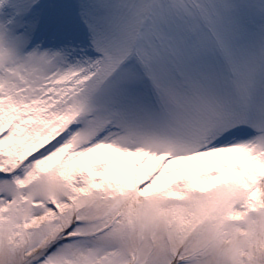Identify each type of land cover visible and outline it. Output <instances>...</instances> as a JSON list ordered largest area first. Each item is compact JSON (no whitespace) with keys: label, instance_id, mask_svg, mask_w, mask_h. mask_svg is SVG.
Here are the masks:
<instances>
[{"label":"snow or ice","instance_id":"6c2138e0","mask_svg":"<svg viewBox=\"0 0 264 264\" xmlns=\"http://www.w3.org/2000/svg\"><path fill=\"white\" fill-rule=\"evenodd\" d=\"M0 264H264V0H0Z\"/></svg>","mask_w":264,"mask_h":264}]
</instances>
